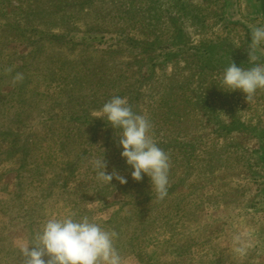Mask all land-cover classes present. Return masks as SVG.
Here are the masks:
<instances>
[{"label": "rangeland", "instance_id": "374dc122", "mask_svg": "<svg viewBox=\"0 0 264 264\" xmlns=\"http://www.w3.org/2000/svg\"><path fill=\"white\" fill-rule=\"evenodd\" d=\"M259 26L264 0H0V264L66 216L115 232L123 264H264V90L220 89L264 64ZM113 96L170 157L164 199L92 116ZM102 148L126 185L97 178Z\"/></svg>", "mask_w": 264, "mask_h": 264}, {"label": "clouds", "instance_id": "9594fccd", "mask_svg": "<svg viewBox=\"0 0 264 264\" xmlns=\"http://www.w3.org/2000/svg\"><path fill=\"white\" fill-rule=\"evenodd\" d=\"M250 33L248 63L257 59L255 47L264 43V26L256 27ZM21 78L19 74L16 77ZM220 82L221 90L226 93L241 92L248 103L258 90H264V64L255 63L245 68L232 61L225 68ZM92 116L104 120L115 130L121 158L131 169L132 179L142 182L148 177L152 190L164 199L168 195L170 157L152 139L151 123L146 116L134 112L127 98L121 96H113ZM103 150L104 156L93 161L97 178L111 186L114 180L126 185V176L115 168L108 171ZM115 237V232L105 230L86 216L52 217L34 236L32 246L23 249L25 264H123V258L114 245ZM232 243L234 253L240 256L246 254L248 243L240 233L233 234ZM45 257L48 259L45 260Z\"/></svg>", "mask_w": 264, "mask_h": 264}]
</instances>
